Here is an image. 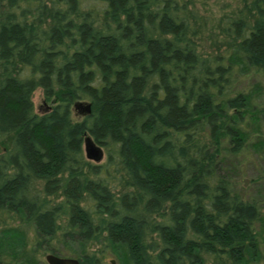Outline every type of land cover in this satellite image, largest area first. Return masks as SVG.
Masks as SVG:
<instances>
[{
    "label": "rangeland",
    "instance_id": "1",
    "mask_svg": "<svg viewBox=\"0 0 264 264\" xmlns=\"http://www.w3.org/2000/svg\"><path fill=\"white\" fill-rule=\"evenodd\" d=\"M177 1L186 4L188 24L195 30L188 50L184 54L182 51L181 54L179 52L173 55L172 69L164 72L163 76L160 75L157 86L149 84L154 77V70L150 69L144 59L138 66H130L133 75L126 82L131 83L135 78L142 77L148 98L159 95L163 100L170 90L175 96L185 92L192 93L197 101L204 96L207 89L215 92L214 95L218 98L223 91L222 72L218 69L221 65L227 66V63L232 66L235 90L245 93L250 109L257 111L255 116L245 115L244 122L241 123L245 133L244 153L236 155L224 147L213 160L208 161L210 155L203 154L207 163L202 167L201 150L192 147L187 140L171 136L167 140L168 154L173 161L170 168L181 184L188 179L191 172L198 174L190 194L191 203L196 208L205 207L208 194L214 191L216 182L222 179L220 192L228 198L232 193H237L258 209L253 224L260 256L246 264H264V76L251 70L247 62L249 52L243 53L240 47V42L248 47L247 32L251 24V14H248L242 0ZM136 2L140 3V9L135 22L130 23L133 13H129L128 19H125L124 13ZM2 4L6 5V1ZM146 4L147 0H128L123 7L114 8L111 0H13L9 6L6 5L5 10H0L10 13L13 22L21 24L18 29L26 43V48H15L13 42H5L6 53H0V79L6 77V80L12 82L18 78L25 81L29 77L31 82L29 87L22 89L27 105L25 124L22 127L9 126L0 129V187L7 190L13 183L19 184L12 194H7L3 202H0V264H48L45 256L50 253L73 257L94 254L100 264H127L124 259V243L120 240L121 231L115 224L130 219L137 207L133 181L127 161L123 157L118 158L116 152H111L115 145L113 135L108 134L105 137L100 132L98 124L102 114L101 106L93 109L92 103L99 105L103 102L104 91L111 81L118 79L117 73L122 72L130 62L115 68L113 76L101 69L96 62L91 65L89 62H93V59L82 68H72L71 72L69 67H72L77 52L83 51V45L77 40L84 33L91 37L93 34L98 39L104 38L103 33L102 36L98 33L100 25L108 27V33L112 30L110 35H114L109 38L125 49L121 56L125 57L126 54V58L132 62L139 60L134 56L141 52L148 57V49L142 48L141 51L140 48H135L139 40L153 36L154 16H144L143 8ZM260 4L263 6L264 0H260ZM57 5L65 8L69 15H59L60 18L55 20V14L60 8L57 9ZM160 17L167 19V8L163 9ZM59 21L68 24L66 30H61V26L56 25ZM131 28L133 33L130 32ZM41 59L51 65V68L46 67V73L39 65ZM211 59L216 69L215 83L210 76L202 74L209 67ZM184 65L196 66L189 74L188 85L183 80L186 69L182 68ZM68 73L73 77V83L67 80L64 82L63 78ZM198 80L199 85L196 86ZM77 83L81 85L82 91L77 89ZM0 87L4 86L0 83ZM58 89L71 93L70 105H56L52 94ZM87 103L90 104V111L83 113L82 109ZM53 118H58L65 124L62 134L64 143L61 147L63 165L55 166L56 163L50 161L44 155L45 151H42L43 156L38 165L31 166L18 146L17 137L22 131H34L36 127L51 124ZM152 118L151 114L146 116L147 121ZM76 124L83 125L81 136H77L74 129ZM137 133L142 137L146 135L142 129L137 130ZM154 135L150 145L153 158L158 157L162 144L157 130ZM85 137H89L102 148L103 156L99 161L87 158ZM82 162L98 167V172L89 170ZM77 167L83 172L84 179L80 183H77V178L69 176L71 170L77 173ZM72 182L76 186L74 190ZM111 197L115 201L112 216L105 210ZM67 203L71 210L70 218L62 213ZM167 206V202H163L159 209L150 212V223L154 226H160L161 222L168 224L169 214L164 218L160 213ZM77 207L83 208L86 213L87 225L83 231L75 227ZM45 213L51 216L50 227L41 223L40 218ZM148 214L140 212L136 223H143ZM224 216L225 214L221 215L217 221L220 223L225 220ZM103 218L106 225L100 227ZM170 223L175 226L174 220ZM159 234L152 230L149 236L155 249L162 245ZM188 236L191 237V230L187 232ZM215 247L212 251L201 245L197 254L205 260V264H231V260L224 254L225 246L217 242ZM219 253L220 257L214 256Z\"/></svg>",
    "mask_w": 264,
    "mask_h": 264
},
{
    "label": "trees",
    "instance_id": "2",
    "mask_svg": "<svg viewBox=\"0 0 264 264\" xmlns=\"http://www.w3.org/2000/svg\"><path fill=\"white\" fill-rule=\"evenodd\" d=\"M0 1V10H5L6 5L9 6L13 2V0ZM2 1L4 3L6 1V5H3ZM127 1L111 0L114 8L123 7ZM242 2L248 9V14H251V24L247 32L248 47L244 46V42H240V47L243 53L249 52L247 62L251 70L264 76V4L261 6L260 0H242ZM165 8L168 10L166 20L160 17ZM57 9L59 11L55 14V20L64 14L69 15L67 10L60 5H57ZM139 9L140 3L138 2L130 5L124 13L125 19H128L129 13H133L130 23H134ZM143 9L145 17L154 16L153 36L146 40L138 39L139 44L137 42L135 48H140L141 51L142 48L148 49V57L141 52L134 56L139 60L132 62L126 58V54L125 57L121 56L125 49L109 38L114 35H110L112 30L108 33L106 32L108 27L100 25L98 33L100 36L103 33L102 37L104 38L98 39L93 34L91 37L84 33L82 38L77 40L83 45V51L77 52L72 67H69V72H71L76 66L77 69L82 68L93 59V62H89L91 65L96 62L101 69L113 76L115 68L125 66L130 62L129 66L125 67L122 72L117 73L118 79L115 82L111 81L110 86L104 91L103 102L99 105L92 103L93 109H99L101 106L102 114L98 124L100 132L105 137L108 134L113 135L115 145L111 152H116L119 155L118 158L123 157L127 161L128 171L133 181L132 186L134 187L137 207L130 219H124L115 224L121 231L120 240L124 243V259L127 264H205V260L197 254L201 250V245L214 251L215 244L220 242L225 246L224 254L231 260V264H246L260 256L257 234L253 224L258 209L237 193H232L229 198L226 197V194L220 192L223 185L222 179L216 182L213 187L214 191L208 194L205 207H194L191 203L190 194L198 174L191 172L186 181L182 184L179 182L170 168L173 161L168 154L167 140L171 136H176L181 140L190 142L192 147L199 148L202 153L200 154L202 167H204L207 159L205 160L203 154H209L208 161H210L217 157L224 147L236 155L244 153L245 133L241 128V123L244 122L245 115L255 116L257 111L250 109L248 96L245 93L235 90V74L229 63L227 66L221 65L218 69L219 72H222L223 77V91L218 98L214 95L215 92H211L209 89L197 101H195L192 93L185 92L175 96L174 92L170 90L163 100L161 99L162 96L158 94V97L153 95L148 98L142 77L127 83L126 79H130L133 75L130 66L132 64L138 66L144 59L150 69L154 70V77L152 80L150 79L149 84L153 87L157 86L160 75L163 76L164 72L172 69L173 55L179 52L181 54L182 51L184 54L188 50L187 47L192 43L191 37L195 35V30H192L188 24V12L185 3H178L177 0H147ZM1 12L0 53H6L5 42L7 43V41L13 42L12 45L15 48L20 46L26 48L25 37L18 29L21 24L16 21L14 23L10 13ZM56 25L61 26V30H66L68 27L64 21H59ZM123 29H125L124 25ZM132 31L134 30L131 28L130 32ZM87 38L91 40L87 41ZM122 38H125L124 34ZM210 61L212 62H210L209 67L202 74L205 73L206 77L210 76L215 83L217 80L216 69L213 59ZM39 65L43 67L42 70L45 73L46 67L51 68L50 63L48 64L42 59L39 60ZM184 67L186 66H182V68ZM195 67L188 66L184 70L183 80L185 84H189V74ZM69 77L70 74L68 73L63 78L65 83L66 80L73 83V77H70L71 80L68 79ZM5 78L0 79L1 85L4 86L3 88L0 87V129L9 126L22 127L21 125L25 124L27 109L22 89L29 87L30 78L27 77L25 81L18 78L12 82ZM198 85L199 80L196 83V86ZM196 86L193 88L195 89ZM80 88L81 85L77 83V89ZM101 89L102 85L98 91L100 92ZM80 91L82 90L80 89ZM70 94L67 90L58 89L52 95L56 105L62 107L71 104L72 96ZM148 114L153 117L148 119L150 121L146 119ZM52 121L51 124L36 127L34 131H22L17 137L18 146L31 166L38 165L43 156L42 151H45L44 155L50 161L56 163L55 166L63 165L64 158L61 147L64 143L62 134H64L65 124L58 118H53ZM82 127L83 125L80 124L74 126L77 136H81ZM141 129L146 134L143 137L137 133V130ZM155 130L158 131L162 144L159 148L158 157L153 158L150 145ZM77 143L79 146L78 141ZM83 165L86 164L83 163ZM86 166L89 170L98 172V167L92 164ZM75 172V170H71L69 176L72 175L71 178H77V183H80L84 179L82 177L83 172L78 170V167L77 173ZM18 185V183H13L7 190L0 187V202H3L2 200L7 194H12ZM71 185L73 186L72 190H74L76 187L74 182ZM110 200L111 202L105 210L112 216L115 210V201L113 197ZM163 202H167L168 206L163 208L160 213L164 218L169 214L167 219L169 223L161 222L160 226H154L149 220L150 212L159 209ZM69 210L67 203L62 213L68 218L71 217V210ZM77 211L75 227L79 231H83L87 225L86 213L80 207H77ZM140 212L149 214L143 223H136ZM223 214H225V220L219 223L217 220ZM40 220L43 225L50 227L51 216L49 213L41 216ZM171 220L175 222L174 227L170 223ZM105 222L103 218L100 227L105 226ZM152 230L160 233L162 245L158 249L153 248L149 241ZM189 230H191V237H187ZM214 256L220 257L221 253L214 254ZM79 258L80 264H100L94 254H85Z\"/></svg>",
    "mask_w": 264,
    "mask_h": 264
},
{
    "label": "water",
    "instance_id": "3",
    "mask_svg": "<svg viewBox=\"0 0 264 264\" xmlns=\"http://www.w3.org/2000/svg\"><path fill=\"white\" fill-rule=\"evenodd\" d=\"M90 111V104L84 105L82 112L88 113ZM84 148L87 158L94 161H99L103 156V150L100 146L95 144L89 137L84 138ZM45 259L48 264H79V259L73 256H61L53 253L47 254Z\"/></svg>",
    "mask_w": 264,
    "mask_h": 264
},
{
    "label": "flooded vegetation",
    "instance_id": "4",
    "mask_svg": "<svg viewBox=\"0 0 264 264\" xmlns=\"http://www.w3.org/2000/svg\"><path fill=\"white\" fill-rule=\"evenodd\" d=\"M78 259H79V264H80V258L79 257H77Z\"/></svg>",
    "mask_w": 264,
    "mask_h": 264
}]
</instances>
